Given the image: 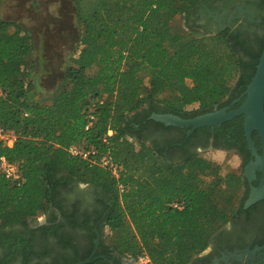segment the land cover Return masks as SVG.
Wrapping results in <instances>:
<instances>
[{"label": "trees", "instance_id": "trees-1", "mask_svg": "<svg viewBox=\"0 0 264 264\" xmlns=\"http://www.w3.org/2000/svg\"><path fill=\"white\" fill-rule=\"evenodd\" d=\"M201 1L208 0H73L84 51L46 96L36 90L31 36L0 16V126L16 135L12 147L0 143V160L16 163L21 174L14 182L0 170V264H10L16 251L24 255L21 264H41L29 253L42 257L52 249L34 247L38 233L66 251L44 264H74L91 256L98 232L89 264H121V257L144 253L153 264H190L237 212L241 173L223 177L198 152L166 156L144 136L173 127L151 117L160 107L185 118L222 107L229 95V102L240 98L234 107L245 100L264 33L252 45L237 28L201 29ZM192 104L200 107L192 111ZM244 120L223 123L242 151ZM72 145L96 149L97 161L110 155L122 167L119 176L72 156ZM74 183L92 188L95 198L72 197ZM40 215L47 223L30 227ZM19 225L31 239L15 231Z\"/></svg>", "mask_w": 264, "mask_h": 264}, {"label": "flooded vegetation", "instance_id": "flooded-vegetation-1", "mask_svg": "<svg viewBox=\"0 0 264 264\" xmlns=\"http://www.w3.org/2000/svg\"><path fill=\"white\" fill-rule=\"evenodd\" d=\"M201 9L197 10V22L200 24L201 29L208 31L226 30L227 28L239 29L242 32V38L251 42L253 45V38L258 34L264 33V6L259 3V0H208L206 3L200 2ZM198 9V8H197ZM55 29L50 27L47 23L44 24L43 30ZM39 57V55H38ZM243 94L240 96L242 97ZM232 96H228L222 107L215 106L213 111L226 108L227 111L236 109L234 105L240 100L236 98L231 100ZM229 102V103H228ZM152 104H147L144 108L148 109ZM240 106V105H239ZM238 106V107H239ZM200 105L192 104L188 109L195 110ZM162 110L158 113L152 114H168ZM185 117L194 118L204 113H195ZM206 113V112H205ZM165 123V122H164ZM173 126L170 129L159 127L158 129H151L144 132L145 140L147 142L158 141L163 152L166 156H174L181 158L185 153L202 152L203 150H225L233 151L240 158L241 174L243 176V188L238 203V210L233 214L230 220L218 230L213 238L209 247L203 252L196 255L190 264H264V197L258 199L249 206L246 202L250 198L253 188H259L263 184L264 174L260 168L254 171H249L246 167L250 161L255 159L252 151L249 149L247 140V149L242 151L238 145L235 137L223 128V123L218 126H204L196 128L192 131L193 127L187 126ZM253 132V140L259 153H262L260 136L255 135ZM246 136V135H245ZM173 139L178 141L174 147L168 148L166 141ZM247 139V138H246ZM260 145V146H259ZM74 191L72 197H81L88 202L92 199L89 193L93 189L89 188L84 191L86 186L74 183ZM78 187V188H77ZM87 192V193H86ZM94 193V192H93ZM94 207H91L93 209ZM241 208V209H240ZM30 227L36 228L40 225L47 223V217L44 221H29ZM16 232H23L31 239V235L26 227L23 225L16 226ZM97 231V229H96ZM99 233V232H98ZM72 234L78 235L77 232ZM100 235V234H99ZM101 238V237H100ZM80 238H77L79 241ZM34 247L37 250H42L43 247H50L52 252L42 257H37L31 253L28 258L36 263H48L55 259H61L62 255L66 253L59 244H56L52 239H45L40 233L37 234ZM100 245V243H99ZM98 245V246H99ZM98 246L91 254V258L95 256ZM96 250V252H95ZM5 250L0 246V255L4 254ZM116 255H119L116 253ZM89 257V258H90ZM121 257V264H131ZM24 255L18 251L15 252L14 258L10 264H21ZM132 259V258H128ZM89 264V263H88ZM133 264H137L134 261Z\"/></svg>", "mask_w": 264, "mask_h": 264}, {"label": "rangeland", "instance_id": "rangeland-1", "mask_svg": "<svg viewBox=\"0 0 264 264\" xmlns=\"http://www.w3.org/2000/svg\"><path fill=\"white\" fill-rule=\"evenodd\" d=\"M0 16L29 33L36 48L33 71L36 90L40 96L52 94L65 81L73 56L84 51L73 0H0ZM46 23L55 29L43 30ZM200 154L219 165L223 177L241 172L240 158L233 151L209 149ZM45 218L40 215L37 220Z\"/></svg>", "mask_w": 264, "mask_h": 264}, {"label": "water", "instance_id": "water-1", "mask_svg": "<svg viewBox=\"0 0 264 264\" xmlns=\"http://www.w3.org/2000/svg\"><path fill=\"white\" fill-rule=\"evenodd\" d=\"M243 96H245L243 103L236 109L230 111H227L226 108H222L216 111L201 114L194 118H184L173 113L155 114L153 115V118L165 122L167 125L182 127L190 126L193 127V131L199 127L218 126L237 116L244 115L245 135L248 140L249 149L255 156V159L250 161L246 168L249 171H254L257 168H260L264 174V47L259 58L255 75L253 76ZM254 131H257L260 136L262 153H259L255 146L252 136ZM262 197H264V179L262 186L259 188H253L252 194L246 202V206L251 205ZM99 234L100 233H98L97 246L100 243ZM91 259L92 258L90 257L85 260H80L74 264H88L91 262ZM124 260L131 264L135 261V259L128 258H125Z\"/></svg>", "mask_w": 264, "mask_h": 264}, {"label": "built area", "instance_id": "built-area-1", "mask_svg": "<svg viewBox=\"0 0 264 264\" xmlns=\"http://www.w3.org/2000/svg\"><path fill=\"white\" fill-rule=\"evenodd\" d=\"M1 94V90H0ZM106 96L104 97V99ZM95 121V116L91 115L88 124L86 125V129H89ZM113 132L109 130L108 134L111 135ZM16 135L13 132L7 131L4 127L0 126V143L12 147L15 144ZM69 153L74 157H79L84 160H91L93 162H97L101 167L111 170L116 177L119 176L122 167L117 165L111 158L110 155H103L98 161L95 159L96 149H84L78 145H72L68 148ZM0 170L3 172L6 178L12 180L14 182H19L21 180L20 169L18 165L14 162L9 161L5 157H1L0 160ZM121 190H123V186L120 185ZM175 206H178L175 204ZM129 258V257H127ZM135 259V258H132ZM137 264H153L151 258L146 253L139 255L135 259Z\"/></svg>", "mask_w": 264, "mask_h": 264}]
</instances>
